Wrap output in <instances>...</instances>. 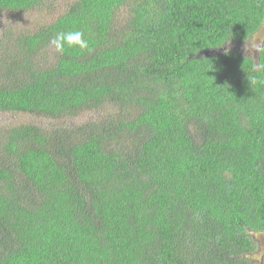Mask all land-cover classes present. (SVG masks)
<instances>
[{"label":"trees","instance_id":"1","mask_svg":"<svg viewBox=\"0 0 264 264\" xmlns=\"http://www.w3.org/2000/svg\"><path fill=\"white\" fill-rule=\"evenodd\" d=\"M263 25L264 0H0V112L46 122L0 128V264H264ZM69 30L90 50L58 54Z\"/></svg>","mask_w":264,"mask_h":264},{"label":"rangeland","instance_id":"2","mask_svg":"<svg viewBox=\"0 0 264 264\" xmlns=\"http://www.w3.org/2000/svg\"><path fill=\"white\" fill-rule=\"evenodd\" d=\"M48 12V11H47ZM48 13L43 14H31L28 18L24 19L20 25H26L28 28V24L34 26L36 23H42L49 19ZM37 18H39V22H37ZM264 35V25L261 28V31L253 37L251 41L246 43L247 51H245L248 54H253L255 52V46L259 44L260 38ZM244 45V47H245ZM245 50V48H244ZM92 117L90 114H84L81 117L75 119V122H82L83 120H88ZM68 120H66V123ZM34 124V125H41L45 124V121H42L38 118L31 117L25 114H12V113H1L0 112V128L7 127L9 125H18V124ZM66 123H63L66 125ZM252 239L256 243V252L249 256V258L253 261H259L263 251H264V233H254L251 235Z\"/></svg>","mask_w":264,"mask_h":264},{"label":"clouds","instance_id":"3","mask_svg":"<svg viewBox=\"0 0 264 264\" xmlns=\"http://www.w3.org/2000/svg\"><path fill=\"white\" fill-rule=\"evenodd\" d=\"M228 43L230 45V40H226L221 42L216 48H220L223 45ZM51 47L55 49V51L64 55L66 49L78 48L81 51L90 50V45L88 39L85 38V34L80 30H69V31H60L57 32L55 37L49 41ZM245 51H247V47L245 45ZM255 51L258 53H264V45H256ZM231 47H225L223 49V54L225 56L230 55Z\"/></svg>","mask_w":264,"mask_h":264},{"label":"water","instance_id":"4","mask_svg":"<svg viewBox=\"0 0 264 264\" xmlns=\"http://www.w3.org/2000/svg\"><path fill=\"white\" fill-rule=\"evenodd\" d=\"M214 52H210V54H213Z\"/></svg>","mask_w":264,"mask_h":264}]
</instances>
